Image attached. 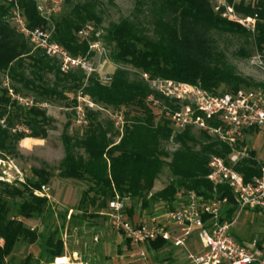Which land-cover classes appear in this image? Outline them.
<instances>
[{
    "label": "trees",
    "instance_id": "trees-1",
    "mask_svg": "<svg viewBox=\"0 0 264 264\" xmlns=\"http://www.w3.org/2000/svg\"><path fill=\"white\" fill-rule=\"evenodd\" d=\"M235 1L228 0L237 12L258 16L254 37L239 23L215 11L213 0H139V4H149L151 33L129 18L111 24L104 39L113 45L112 61L124 66L117 68L111 81L105 83L95 74L87 78L82 69L65 72L56 58L41 48L34 49L11 21L14 2L0 0V70L14 83L15 93L25 96L32 92L42 98L67 99L65 92L83 88V93L95 104L109 108L112 114L116 111L124 114L121 134L112 118L102 120L100 111L91 109L87 110L89 124L81 135H72L67 130L63 134L65 155L59 165V175L64 179L88 181L89 186L77 208L83 210V214L88 213L87 204L101 210L116 195L140 201L143 211L150 210L154 214L156 207L174 209L179 191L194 190L205 198L227 197L229 204L222 218H231L237 208L232 189L221 185L215 194L214 185L207 177L210 157H227L231 148L205 132L197 134L190 128L173 136L171 122L161 119L150 97L162 98L164 105L174 109L173 101L153 91L150 82L141 76L131 78L126 66L147 73L151 80L171 79L200 85L211 92L222 85L228 86L230 91L252 87L253 83L227 63L225 55L209 37L211 30L252 37L257 49L264 54V0ZM18 5L29 29L54 25L51 40L75 57L89 52L88 40L82 39L79 31L89 23L100 25L103 21L96 0L76 3L68 13L51 17L52 23L41 16L34 0H19ZM49 75L53 76L52 80ZM2 119L5 125L0 122V153L6 155H18L19 144L27 137L46 139L53 128V119L46 110L19 105L10 96L9 89L0 83ZM16 124L25 125L30 132H13ZM119 136L120 139L115 140ZM172 136L178 147L171 152L165 143ZM165 167L169 169L170 181L153 192ZM262 167L254 150L236 165L246 181L261 176ZM50 180L51 173L44 168H34L33 177L23 182L12 184L0 179V239L3 241L0 264H32L39 263L43 257L50 261L63 257V240L52 234L39 260L31 254L22 261H16L13 256L22 241L35 244L41 237L25 225V220L41 218L47 211L48 198L37 196L34 191L47 186ZM125 211L133 218L136 210L126 207ZM169 244L158 239L149 244V249L160 251Z\"/></svg>",
    "mask_w": 264,
    "mask_h": 264
},
{
    "label": "rangeland",
    "instance_id": "rangeland-1",
    "mask_svg": "<svg viewBox=\"0 0 264 264\" xmlns=\"http://www.w3.org/2000/svg\"><path fill=\"white\" fill-rule=\"evenodd\" d=\"M7 1L12 2L10 0ZM16 1L19 2V0ZM34 1L36 2L37 7L41 5L42 8L47 6L50 7L52 4V0ZM85 1L88 0H63L61 4V12L68 13L73 5ZM96 1L98 2L97 11L102 16L103 21L100 25H96L95 22L89 23L92 29H90V39L87 41L89 45V52L86 55H79L75 57L67 52L68 56L79 59L84 65H82V67L68 69L67 71L82 69L86 72L87 78L95 74L103 82L107 83L111 81L117 68L123 67L124 65H120L112 61L111 53L113 51V45L109 44L104 39L106 30L111 26V24L118 23L125 18L138 22L141 27L146 28L149 33H151L153 24L151 22L152 18L149 10V4L146 2L139 4V0ZM245 1L254 2L255 0ZM224 2L226 6L231 5L234 7V5L230 4L228 0H224ZM53 4L55 3L53 2ZM213 5L215 9V6L220 5V2L218 0H213ZM221 8L224 9L225 6H221ZM38 10L40 12V9ZM12 11L11 21L13 25L17 26L13 21ZM215 11L217 10L215 9ZM236 13L239 16H246L237 11ZM258 19L259 18L257 16L255 31L246 28L240 23L239 24L248 30L251 33V36L254 37L257 33ZM48 21L52 23L50 20ZM25 25H27L26 20ZM50 27L49 29L53 33L54 25H52L51 28ZM22 33L34 49L39 48L38 44L32 41L28 31H24ZM209 37L213 41L217 50L225 55L227 63L232 65L238 74L253 83L252 87H245L242 88V90L264 88L261 86L264 84V54L257 49L252 37L223 33L216 30H211L209 32ZM53 58L58 60L61 68L64 67V57L62 55L57 54ZM126 68L128 69L131 78H137L140 76L141 78H144L142 73L137 69L131 66H126ZM49 78L52 80L53 76L49 75ZM0 83L7 89H12L14 85L7 73L1 70ZM165 84L166 82L157 83L156 85L150 84V87L153 91H157L161 97L164 96L170 101H173V104L175 105L174 109L182 108L186 102H174V99L167 97L160 89H158L157 85L163 88V90H166L164 87ZM23 92L26 93V90ZM208 92L213 94H222L232 91L229 90L228 86L222 85L220 89ZM65 94L67 99L42 98L37 96L36 93H26L25 96L34 99L36 103L34 107L46 110L48 116L53 119V128L49 131V135L46 139L41 142H37L29 149H23L20 142L18 155L13 156L0 153L1 180L6 181L5 179H10L12 180L10 183L12 184L14 182L26 181L27 178L33 177L34 168H44L49 170L51 173V180L47 185V187H49V197H47L49 205L47 211L41 218L25 220V225L31 230H35L41 237L35 244H29L28 242L22 241L17 246L13 254L16 261H22L30 254L34 256L35 260H39L40 254L44 250L45 242L48 236L52 234L55 238H61L63 240V257L61 258L77 257L86 264H187L189 254L200 251V246L196 239L190 240L184 248L175 247L172 244H169L160 251H152L149 249L148 260L147 262H143L137 258L131 257L129 251L126 250L128 242L113 227L110 217L111 210L109 208V204L101 210H98L91 204H87L88 213L86 215L83 214V210L77 209L83 198L84 191L87 190L89 186V183L85 180H72L60 177L59 165L65 155L63 134L67 130V132L72 135H81L87 129L89 124L87 117V110L89 109L94 111L99 110L100 118L102 120H106L108 118H112L114 120V117L112 112H109V108L105 109L102 106L95 104L89 95L84 94L83 88H80L77 91L65 92ZM154 99L157 100L158 105L161 104V107H158L161 119L165 118L169 120L166 116L167 109L164 108V100L162 98H155L154 95H151V102ZM74 100H76V102H74ZM79 107H81V109H79ZM81 110L86 116L85 122L83 123L79 121L78 117V112H82ZM66 126H68V128H66ZM115 128L120 132V134L124 131H121L116 125ZM188 128L194 130L197 134L205 132L215 140L227 144L231 148V152L227 155V157L212 155L208 163L209 169L210 161L214 156L221 157L226 162H229L233 148L227 142L221 140L218 135L211 134L200 127L191 126L182 130L173 129V136ZM173 136L165 143V147L171 152L178 147V144L174 142ZM238 138L239 139L235 148L241 151H245L244 148H247L245 151L247 156L244 158L250 156V150H254L256 156L260 158V161L264 164V131L244 130ZM119 139L120 136L115 137V140L118 141ZM244 158H242V160ZM169 181L170 172L168 167H165L155 182L153 192H157L164 188ZM214 192L217 194L218 190ZM126 204L128 209L134 207L136 210L134 216L137 214L151 215L150 210L143 211L141 209L140 201L127 200ZM228 204L229 203L227 202L223 206V213ZM257 209L260 210L257 211ZM257 209H242L237 203L236 210L232 213L231 218L228 219L229 221L234 222L231 228L232 235L243 243H248L254 239L259 240L261 243L264 242V209ZM165 211L167 210L161 207H156L153 209L154 214L152 215L160 214ZM91 214H95V216H92ZM0 244H3L2 239H0ZM56 258L50 261L49 259L43 257L40 259L39 263L33 262L32 264H52Z\"/></svg>",
    "mask_w": 264,
    "mask_h": 264
},
{
    "label": "built area",
    "instance_id": "built-area-1",
    "mask_svg": "<svg viewBox=\"0 0 264 264\" xmlns=\"http://www.w3.org/2000/svg\"><path fill=\"white\" fill-rule=\"evenodd\" d=\"M10 1L14 2L12 18L19 30L28 31L32 41L36 42L38 47L45 50L49 56L62 55L64 57L63 71L82 67L83 63L79 59L68 56L63 47L51 40L52 32L49 28L29 29L25 25L26 19L18 2ZM218 1L220 5H216L215 9L224 18L255 31L257 15L239 16L234 7L226 6L224 0ZM62 2L63 0H52L50 7L42 8L39 5L38 9L43 18L51 21V17L61 12ZM221 6L225 8L222 9ZM90 29L92 28L89 24L83 27L79 31L80 37L89 40ZM142 76L151 85L166 82L164 86L166 90L157 85L158 89L175 102H186L182 108L178 109L164 105L167 109L166 116L174 130L197 126L211 134L218 135L221 140L233 148L229 162L217 156L210 161V172L207 177L214 185V191L219 186L226 185L232 189L236 203L242 209H264V166L261 176H255L249 181H246L244 175L235 169L242 158L247 156L246 147L245 151L235 148L242 131L254 128L264 130V89H240L213 94L200 85L171 79L151 80L147 73H143ZM9 94L14 101L25 108L34 107L36 104L34 99L17 94L13 89H9ZM152 102L155 106L161 107L157 100L154 99ZM78 113L79 121L85 122V113L83 111ZM113 117L115 125L122 131L125 124L123 112L116 111ZM0 122L5 125L4 119ZM12 130L29 132V129L21 124H16ZM48 191L49 187L42 186L34 193L37 196L49 197ZM127 200V198L116 195L109 202V208L112 225L125 240H128L126 250L129 251L131 257L147 262L149 244L158 239L166 240L179 248L186 247L190 240L196 239L200 251L190 253L187 264H264V243L260 244L256 239L248 243L240 242L231 233L234 222L222 218L223 206L228 202L227 197L205 198L194 190H181L176 194L177 205L174 209L155 215L137 214L133 218L125 211ZM52 264L86 263L77 257H68L64 262H58L56 258Z\"/></svg>",
    "mask_w": 264,
    "mask_h": 264
},
{
    "label": "crops",
    "instance_id": "crops-1",
    "mask_svg": "<svg viewBox=\"0 0 264 264\" xmlns=\"http://www.w3.org/2000/svg\"><path fill=\"white\" fill-rule=\"evenodd\" d=\"M257 131H264L263 129H254ZM44 139H37V138H32V137H27L21 141V147L23 149H29L31 146L35 145L37 142H41ZM258 154V152H257ZM259 156V155H258ZM258 158V157H257ZM260 160V158H258ZM261 162V161H260ZM262 163V162H261ZM264 166V164H263Z\"/></svg>",
    "mask_w": 264,
    "mask_h": 264
},
{
    "label": "bare ground",
    "instance_id": "bare-ground-1",
    "mask_svg": "<svg viewBox=\"0 0 264 264\" xmlns=\"http://www.w3.org/2000/svg\"><path fill=\"white\" fill-rule=\"evenodd\" d=\"M68 258H61V259H58V262H64L66 261Z\"/></svg>",
    "mask_w": 264,
    "mask_h": 264
}]
</instances>
